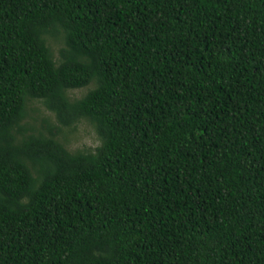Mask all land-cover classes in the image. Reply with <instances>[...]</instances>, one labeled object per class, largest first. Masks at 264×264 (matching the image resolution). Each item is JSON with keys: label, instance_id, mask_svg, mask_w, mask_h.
<instances>
[{"label": "trees", "instance_id": "obj_1", "mask_svg": "<svg viewBox=\"0 0 264 264\" xmlns=\"http://www.w3.org/2000/svg\"><path fill=\"white\" fill-rule=\"evenodd\" d=\"M0 264H264V0H0Z\"/></svg>", "mask_w": 264, "mask_h": 264}, {"label": "rangeland", "instance_id": "obj_2", "mask_svg": "<svg viewBox=\"0 0 264 264\" xmlns=\"http://www.w3.org/2000/svg\"><path fill=\"white\" fill-rule=\"evenodd\" d=\"M46 42L53 57L58 56V49L63 45L61 32L46 35ZM94 85L93 81L81 87L69 88L67 94L71 98L79 97ZM22 124L27 131L47 133L46 125L56 126L54 137L70 151H93L100 144L93 124L87 118H80L71 125H59L54 114L48 110L41 100L33 98L27 102L26 115Z\"/></svg>", "mask_w": 264, "mask_h": 264}]
</instances>
